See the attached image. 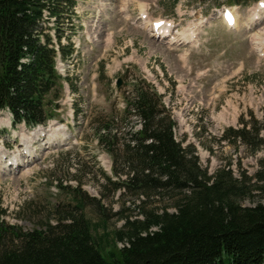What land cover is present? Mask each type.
<instances>
[{
	"label": "rangeland",
	"instance_id": "374dc122",
	"mask_svg": "<svg viewBox=\"0 0 264 264\" xmlns=\"http://www.w3.org/2000/svg\"><path fill=\"white\" fill-rule=\"evenodd\" d=\"M244 2L76 0L74 49L66 60L56 63L62 77L55 101L59 106L54 118L59 120L40 131L50 140L57 135L52 140L56 144L46 146L44 137L31 146L40 132L22 124L8 126L6 110L0 111V154L10 156L24 140L29 146L22 147L24 156L17 157L19 167H7L1 161L4 220L25 230L45 221L52 223L54 208L74 203L70 195L76 183L83 216L98 224V232L120 228L123 217L136 214V200L122 196L106 181L105 176H112L110 158L98 146L92 127L97 117L121 110V92L140 78L161 93L175 121V139L194 148L207 174L227 166L234 177L241 173L251 177L264 159V144L252 151L241 142H232L231 136L221 139L228 127H240L241 119L251 127L264 110V10L248 29L243 26L247 18ZM223 5L235 6V29L225 27L216 13ZM141 14L145 17L140 18ZM157 18L172 23L177 35L174 42L152 35L149 20ZM199 20L205 22L188 37L187 28ZM245 22L249 24L251 17ZM116 77L121 78L119 87ZM128 125L137 126L133 117ZM27 151L32 158L25 156ZM256 202L263 199L253 194L241 203L251 206ZM154 205L160 202L146 203L144 209ZM103 217L105 224L100 223Z\"/></svg>",
	"mask_w": 264,
	"mask_h": 264
},
{
	"label": "trees",
	"instance_id": "16d2710c",
	"mask_svg": "<svg viewBox=\"0 0 264 264\" xmlns=\"http://www.w3.org/2000/svg\"><path fill=\"white\" fill-rule=\"evenodd\" d=\"M75 1L0 0V110L13 124L31 127L56 115L54 57L66 60L73 51ZM121 94V110L97 117L92 131L111 159L106 181L139 210L120 228L98 232L83 216L76 183L72 205L54 208L52 223L25 230L4 220L0 201V264H262L264 159L251 177H234L227 166L207 174L194 148L175 139V121L150 83L137 79ZM132 117L137 126H126ZM240 123L221 139L252 151L264 144V110L251 127ZM253 194L263 202L241 203Z\"/></svg>",
	"mask_w": 264,
	"mask_h": 264
},
{
	"label": "bare ground",
	"instance_id": "6f19581e",
	"mask_svg": "<svg viewBox=\"0 0 264 264\" xmlns=\"http://www.w3.org/2000/svg\"><path fill=\"white\" fill-rule=\"evenodd\" d=\"M232 16H233V23L232 24H233V26H235L236 25V15H235V11L232 12ZM162 24H164V25H161L158 28V33H161L162 35H164L169 30V23H162ZM158 35H160V34H158ZM55 124H57V123H51L49 126H53ZM41 130H43V129H41V128L34 129V131H37V133H39ZM38 135H43V134L40 132ZM23 142L24 143L23 144H20V146L25 147V149H28L29 148L28 143L25 140ZM2 154L3 153L0 154V157L2 156ZM15 156L12 157L13 160H11V163L10 164H12L13 162H16V160L14 159ZM25 156H32V155L31 154L28 155V151H27V153H26ZM10 164H8V165H10ZM16 165L19 166V164L17 162H16Z\"/></svg>",
	"mask_w": 264,
	"mask_h": 264
},
{
	"label": "water",
	"instance_id": "95a60500",
	"mask_svg": "<svg viewBox=\"0 0 264 264\" xmlns=\"http://www.w3.org/2000/svg\"><path fill=\"white\" fill-rule=\"evenodd\" d=\"M120 84V79H117L116 85L118 86Z\"/></svg>",
	"mask_w": 264,
	"mask_h": 264
}]
</instances>
